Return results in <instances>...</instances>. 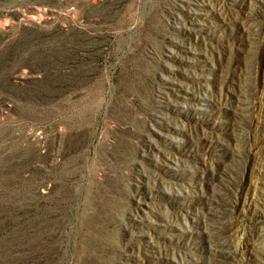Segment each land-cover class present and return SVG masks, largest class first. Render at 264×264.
Segmentation results:
<instances>
[{"label": "rangeland", "instance_id": "1", "mask_svg": "<svg viewBox=\"0 0 264 264\" xmlns=\"http://www.w3.org/2000/svg\"><path fill=\"white\" fill-rule=\"evenodd\" d=\"M0 8V264H264V0Z\"/></svg>", "mask_w": 264, "mask_h": 264}, {"label": "bare ground", "instance_id": "2", "mask_svg": "<svg viewBox=\"0 0 264 264\" xmlns=\"http://www.w3.org/2000/svg\"><path fill=\"white\" fill-rule=\"evenodd\" d=\"M182 1V0H181ZM182 6V5H181ZM4 10L0 8V17L2 16ZM4 38L3 36L0 34V58H4L5 56L4 55H12V56H15L18 49L23 46V45H26L27 43H23L21 42L20 40L19 41H16V43H14V45L8 49H4ZM34 44V41H30V45H33ZM6 56V57H7ZM4 104V100L0 98V107Z\"/></svg>", "mask_w": 264, "mask_h": 264}]
</instances>
